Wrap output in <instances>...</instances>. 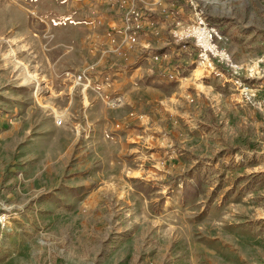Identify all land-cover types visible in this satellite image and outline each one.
Segmentation results:
<instances>
[{"label": "rangeland", "instance_id": "obj_1", "mask_svg": "<svg viewBox=\"0 0 264 264\" xmlns=\"http://www.w3.org/2000/svg\"><path fill=\"white\" fill-rule=\"evenodd\" d=\"M233 4L208 70L159 10L131 45L110 0H0V264H264V9Z\"/></svg>", "mask_w": 264, "mask_h": 264}, {"label": "built area", "instance_id": "obj_2", "mask_svg": "<svg viewBox=\"0 0 264 264\" xmlns=\"http://www.w3.org/2000/svg\"><path fill=\"white\" fill-rule=\"evenodd\" d=\"M110 2L116 4L119 9L123 27L122 35L131 45L137 44L139 35L154 26L150 15L152 9L147 7L148 0H110ZM191 6L193 17L187 23L176 19L174 26L170 29L173 38L183 46L186 42L192 41L197 48L199 62L208 70H216L218 65H226L232 70L237 69L238 64L231 52L221 46V42L228 41L229 36L206 18L195 0L191 1ZM113 34L115 36L117 32L114 30ZM166 56L167 53L154 55L156 59ZM79 79H83L82 74L79 75ZM112 102L118 107L124 103V98L120 96ZM11 229L10 214L7 211H0V232Z\"/></svg>", "mask_w": 264, "mask_h": 264}, {"label": "crops", "instance_id": "obj_3", "mask_svg": "<svg viewBox=\"0 0 264 264\" xmlns=\"http://www.w3.org/2000/svg\"><path fill=\"white\" fill-rule=\"evenodd\" d=\"M191 1L193 0H148L147 7L152 9L151 11L159 10L166 14L168 17L175 19H191L193 17V8L191 6ZM199 5V8L204 12L206 18L211 22V20L216 21L214 24H218L222 18L230 16L231 10L235 5L234 1L238 0H195ZM240 3H249V0H239ZM256 3L264 9V0H256ZM151 14V13H150ZM183 21V20H182ZM213 23V22H212ZM29 129V127H28ZM28 129L25 131L26 136L28 134ZM33 140V139H32ZM57 141V139H56ZM34 142V141H33ZM32 142V143H33ZM38 141H35L37 145ZM28 147V145H26ZM58 202H64L67 199L59 197ZM79 200H81L79 198Z\"/></svg>", "mask_w": 264, "mask_h": 264}]
</instances>
